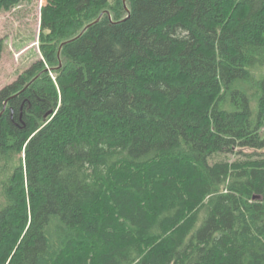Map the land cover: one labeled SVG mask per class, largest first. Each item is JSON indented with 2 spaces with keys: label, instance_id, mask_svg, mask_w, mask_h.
<instances>
[{
  "label": "trees",
  "instance_id": "trees-1",
  "mask_svg": "<svg viewBox=\"0 0 264 264\" xmlns=\"http://www.w3.org/2000/svg\"><path fill=\"white\" fill-rule=\"evenodd\" d=\"M41 31L0 91V264H264V0H47Z\"/></svg>",
  "mask_w": 264,
  "mask_h": 264
},
{
  "label": "rangeland",
  "instance_id": "rangeland-1",
  "mask_svg": "<svg viewBox=\"0 0 264 264\" xmlns=\"http://www.w3.org/2000/svg\"><path fill=\"white\" fill-rule=\"evenodd\" d=\"M46 3L47 0H23L20 5L8 11H0V45L3 48L0 62V91L13 84L34 63L44 58L41 12ZM51 75L55 77L54 74ZM245 153L247 154L222 155L217 159L244 162L253 158L251 151ZM1 201L0 195V203Z\"/></svg>",
  "mask_w": 264,
  "mask_h": 264
},
{
  "label": "water",
  "instance_id": "water-1",
  "mask_svg": "<svg viewBox=\"0 0 264 264\" xmlns=\"http://www.w3.org/2000/svg\"><path fill=\"white\" fill-rule=\"evenodd\" d=\"M126 1H127V0H124V3H126ZM99 20H100V19H99ZM99 20H97V22H98Z\"/></svg>",
  "mask_w": 264,
  "mask_h": 264
}]
</instances>
